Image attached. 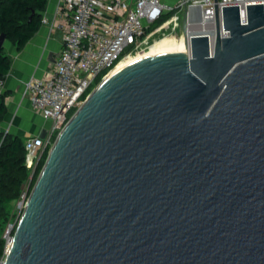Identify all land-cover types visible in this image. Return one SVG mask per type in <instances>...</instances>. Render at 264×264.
<instances>
[{
	"label": "water",
	"instance_id": "1",
	"mask_svg": "<svg viewBox=\"0 0 264 264\" xmlns=\"http://www.w3.org/2000/svg\"><path fill=\"white\" fill-rule=\"evenodd\" d=\"M246 6H222L213 56L183 27L92 90L3 264H264V5Z\"/></svg>",
	"mask_w": 264,
	"mask_h": 264
},
{
	"label": "built area",
	"instance_id": "2",
	"mask_svg": "<svg viewBox=\"0 0 264 264\" xmlns=\"http://www.w3.org/2000/svg\"><path fill=\"white\" fill-rule=\"evenodd\" d=\"M261 2L264 5V0H59L52 21L62 31L58 57L51 70L32 74L24 82L33 111L47 123L45 137H25L29 169H36L55 136L122 58L162 37H180L185 30L189 56L194 35L208 36L213 56L217 29L220 37L230 34L224 27L222 6L239 5L241 22H247L246 4ZM47 22L43 17L42 23ZM4 81L0 79V91ZM14 230L7 232L6 251Z\"/></svg>",
	"mask_w": 264,
	"mask_h": 264
},
{
	"label": "trees",
	"instance_id": "3",
	"mask_svg": "<svg viewBox=\"0 0 264 264\" xmlns=\"http://www.w3.org/2000/svg\"><path fill=\"white\" fill-rule=\"evenodd\" d=\"M47 0H0V33L21 48L40 28ZM11 60L0 48V79H5ZM8 112L0 91V123ZM25 137L0 132V259L5 256L6 239L2 230L10 217V207L19 198L30 169L26 164ZM48 156L46 150L34 173L37 178ZM34 182V181H33Z\"/></svg>",
	"mask_w": 264,
	"mask_h": 264
},
{
	"label": "crops",
	"instance_id": "4",
	"mask_svg": "<svg viewBox=\"0 0 264 264\" xmlns=\"http://www.w3.org/2000/svg\"><path fill=\"white\" fill-rule=\"evenodd\" d=\"M59 0H47L42 17L48 19L37 32L21 47L6 40L4 51L11 60V67L5 76L1 92L8 108L1 122L4 131L22 137L40 134L47 123L42 116L33 111L25 94V80L32 74L43 75L51 70L62 47V31L53 25ZM57 17V16H56Z\"/></svg>",
	"mask_w": 264,
	"mask_h": 264
},
{
	"label": "rangeland",
	"instance_id": "5",
	"mask_svg": "<svg viewBox=\"0 0 264 264\" xmlns=\"http://www.w3.org/2000/svg\"><path fill=\"white\" fill-rule=\"evenodd\" d=\"M6 132V131H5ZM57 138V135L55 136ZM54 138V140H55ZM37 168V167H36ZM36 169L33 171L30 168V174L28 179L25 181L21 194L19 198L11 205L10 207V217L7 220L3 230H2V237L6 239V245H7V236H8V231L10 229V234H12V231L16 228L17 223L19 221V218L21 217L25 204L29 198V195L35 185V182L37 178H34V173ZM39 176V175H38ZM34 181V182H33ZM7 247V246H6Z\"/></svg>",
	"mask_w": 264,
	"mask_h": 264
},
{
	"label": "bare ground",
	"instance_id": "6",
	"mask_svg": "<svg viewBox=\"0 0 264 264\" xmlns=\"http://www.w3.org/2000/svg\"><path fill=\"white\" fill-rule=\"evenodd\" d=\"M179 42H180V37H176V36H165L162 37L160 39H157L153 44H151L149 47H147L145 50H142L140 52H137L135 54H129L126 57L122 58L117 65L115 66V68L111 71V73H113L114 71L118 70L119 67L127 60L138 57V56H142L154 51H159V50H163V49H168V48H172V47H177L179 46ZM110 73V74H111Z\"/></svg>",
	"mask_w": 264,
	"mask_h": 264
}]
</instances>
